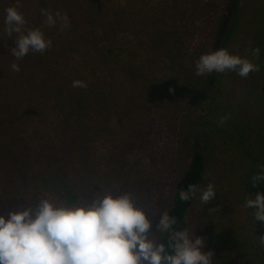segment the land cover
Returning <instances> with one entry per match:
<instances>
[{
    "label": "trees",
    "instance_id": "16d2710c",
    "mask_svg": "<svg viewBox=\"0 0 264 264\" xmlns=\"http://www.w3.org/2000/svg\"><path fill=\"white\" fill-rule=\"evenodd\" d=\"M150 2L19 0L25 29L39 28L52 46L17 60L11 49L18 34L9 37L4 23L17 0H0V215L34 207L46 193L91 202L98 194L94 140L123 105L171 111L180 122L178 147L144 203L152 231L167 210L177 230L205 239L213 264H264V222L243 206L264 192V181L253 187L251 179L264 165V0H255L246 57L259 71L246 78L232 72L233 100L226 73L196 76L195 64L235 32L246 0H166L169 14ZM42 9L66 14L68 26H48ZM75 80L87 87H73ZM209 183L216 196L208 204L198 196L180 200L189 184Z\"/></svg>",
    "mask_w": 264,
    "mask_h": 264
},
{
    "label": "clouds",
    "instance_id": "9594fccd",
    "mask_svg": "<svg viewBox=\"0 0 264 264\" xmlns=\"http://www.w3.org/2000/svg\"><path fill=\"white\" fill-rule=\"evenodd\" d=\"M15 6L8 7L5 16V32L9 37L18 34L11 55L17 60L30 51L43 53L51 48L39 28L25 29L27 23ZM48 26H68L67 15L55 16L41 10ZM260 49L253 50L258 57ZM11 68L19 72V65ZM195 75L236 72L246 78L258 72L259 66L247 58L230 54L225 48L202 54L195 64ZM73 87H87L84 81L75 80ZM227 117H221L223 124ZM252 176V185L264 181V165ZM199 198L208 204L215 196L214 185L201 188L189 184L180 190L179 198L189 201ZM245 208L253 209L256 222H264V192L245 199ZM177 218L164 210L152 231V219L146 210L138 206L131 192L114 194L107 188L96 194L91 202H71L45 194L35 206L0 215V264H213L214 253L203 251L205 239L189 229L177 230ZM167 236V242H160ZM259 246L264 247V236L259 237Z\"/></svg>",
    "mask_w": 264,
    "mask_h": 264
},
{
    "label": "rangeland",
    "instance_id": "374dc122",
    "mask_svg": "<svg viewBox=\"0 0 264 264\" xmlns=\"http://www.w3.org/2000/svg\"><path fill=\"white\" fill-rule=\"evenodd\" d=\"M155 12L169 14L173 6L166 0H151ZM255 0H246L242 19L237 29L228 31L221 42L230 54L246 58L249 53V43L252 34V17ZM153 8V9H154ZM165 8V10H163ZM226 90L232 91L229 100L236 97V85L232 80V71L224 72ZM124 106V112L115 117L109 129L97 135L94 140L98 149L94 167V179L98 185L97 193L102 188L111 190L114 194L131 192L135 203L147 211L145 202L148 200L152 180L161 175L174 158L178 147L180 122L174 118L171 111H154L141 107ZM50 127V126H49ZM48 125L41 131L50 132ZM220 199V198H219ZM227 203L222 202L220 206ZM221 207H213L214 214ZM150 218L152 216L149 215Z\"/></svg>",
    "mask_w": 264,
    "mask_h": 264
}]
</instances>
